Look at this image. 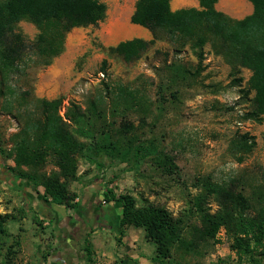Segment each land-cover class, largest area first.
<instances>
[{"label": "trees", "instance_id": "obj_1", "mask_svg": "<svg viewBox=\"0 0 264 264\" xmlns=\"http://www.w3.org/2000/svg\"><path fill=\"white\" fill-rule=\"evenodd\" d=\"M250 14L233 18L216 8L218 0H197V7L172 10L169 0H136L130 22L146 28L151 38L133 37L108 46L107 52L124 62L139 59L158 40H166L183 48L186 45L198 59L203 48L221 56L233 69L244 67L251 74L246 81L248 105L242 112L244 120L261 123L264 118V0H248ZM106 4L100 0H0V108L17 120L19 127L11 135L7 156L14 166L9 168L14 179L56 205L75 210L77 193L69 188L78 180L79 162L100 168L109 162L128 163L139 170L143 163L163 175L178 173V165L153 137H143L137 126L114 120L96 125L102 119L103 98L92 99L83 107L69 100L62 113L63 98L39 97L29 81V69L49 65L64 50L67 33L75 27L97 25L106 16ZM30 22L37 29L29 39L19 26ZM197 68V70H198ZM19 81L22 83L19 84ZM135 95L119 87L110 102V113H125L136 105ZM122 105V108L118 107ZM255 145L254 136L238 133L229 144L231 154L241 159ZM5 151L0 149V154ZM51 164L47 169L46 165ZM232 180L218 182L210 176L197 177L192 183L196 194L186 201V213L196 215L199 224L191 228L190 239H184L181 217H175L163 205L137 199L128 193L115 194L112 181L105 187L102 200L118 202L121 209L120 228H142L144 238L154 245L157 257L171 259L173 248L193 249L198 243L213 239L222 227L233 239V249L263 253L264 199L258 195L251 202ZM212 197L218 208L211 213L206 208ZM253 214H249L250 210ZM10 213H0V247L6 235ZM18 244V243H17ZM13 245L8 252L14 253ZM9 254V253H8ZM7 255V254H6ZM256 263L257 261L254 260ZM166 264H181L170 262Z\"/></svg>", "mask_w": 264, "mask_h": 264}, {"label": "rangeland", "instance_id": "obj_2", "mask_svg": "<svg viewBox=\"0 0 264 264\" xmlns=\"http://www.w3.org/2000/svg\"><path fill=\"white\" fill-rule=\"evenodd\" d=\"M100 1L107 7L103 21L72 28L65 37L60 55L49 65L29 69L33 92L39 97H62V113L69 100L85 107L90 100L103 98V117L97 119V126L103 119L106 122L114 120L115 125L126 121L137 126L143 137H153L173 155L179 170L177 174L163 175L148 163H143L139 170H132L128 163L117 161L106 160L100 168L80 161L77 181L88 173L98 174L104 187L113 183L116 195L128 193L138 202L146 199L163 205L175 217L183 219L184 239H190L191 228L199 224L196 215L185 211L187 199L197 192L192 187L195 178L210 176L218 182L232 180L252 203L261 201L256 199L258 195L264 199V118L257 123L241 117L253 94L245 93L250 70L233 69L211 51L209 44L203 48L198 68V59L188 45L179 48L166 40L156 41L139 59L124 62L110 55L106 48L121 40L140 37L133 34L137 30L135 26L139 25L130 22L136 0ZM230 3L232 0H218L217 8ZM184 6H192L190 0ZM119 21H126V31L133 33L129 36L115 33L113 27ZM19 26L29 39L37 34L30 22H19ZM119 87L132 91L136 105L125 113L112 115L110 102ZM2 101L0 97V105ZM18 127L17 120L0 108V149L5 151L0 154V195L4 198L16 191L15 180L9 183L14 178L9 172L14 163L6 154L11 135ZM244 132L254 136L255 145L237 159L231 154L229 144L235 135ZM46 167L52 166L47 164ZM3 180L4 187L1 186ZM72 183L74 181L70 185ZM206 208L211 213L217 210L212 197ZM62 211L65 215L66 208L62 207ZM253 213L251 209L249 214ZM141 232V239L152 252L153 244L146 242L142 229ZM5 243L3 237L1 245ZM232 243V236L221 227L213 239L198 243L196 248H173L171 259L166 262L264 264V239L261 254L258 248L249 254L239 252L233 249Z\"/></svg>", "mask_w": 264, "mask_h": 264}, {"label": "crops", "instance_id": "obj_3", "mask_svg": "<svg viewBox=\"0 0 264 264\" xmlns=\"http://www.w3.org/2000/svg\"><path fill=\"white\" fill-rule=\"evenodd\" d=\"M186 1L169 0V5L176 10L185 7ZM232 2L223 8H217L216 3V8L233 18H242L253 10L248 0ZM190 3L198 8L197 0H190ZM135 27V33L123 30L121 34L129 36L133 33L146 40L151 38L146 28ZM80 179L70 185L78 195V207L75 210L65 207V215L63 205L44 200L42 187H37L36 192L17 179L9 181L15 180L17 184L16 191L7 198L0 195V213H10L11 216L5 226L6 243L0 247V264L167 263V259L155 255L154 248L152 252L146 248L141 239L142 228H120V205L102 200L105 187L98 174L88 173ZM4 183L3 180L2 187ZM143 239L150 242L144 238V232ZM11 245L12 250H16L14 253L7 251Z\"/></svg>", "mask_w": 264, "mask_h": 264}, {"label": "bare ground", "instance_id": "obj_4", "mask_svg": "<svg viewBox=\"0 0 264 264\" xmlns=\"http://www.w3.org/2000/svg\"><path fill=\"white\" fill-rule=\"evenodd\" d=\"M126 28H128L126 26V21L125 22L119 21V23H115L113 27V31L115 33H121L123 30H126Z\"/></svg>", "mask_w": 264, "mask_h": 264}, {"label": "built area", "instance_id": "obj_5", "mask_svg": "<svg viewBox=\"0 0 264 264\" xmlns=\"http://www.w3.org/2000/svg\"><path fill=\"white\" fill-rule=\"evenodd\" d=\"M99 75H100L101 77H103V76H104V74H103L102 72H100V73H99Z\"/></svg>", "mask_w": 264, "mask_h": 264}]
</instances>
